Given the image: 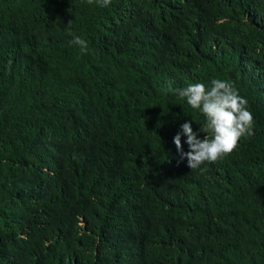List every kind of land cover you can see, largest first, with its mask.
<instances>
[{
	"label": "trees",
	"instance_id": "16d2710c",
	"mask_svg": "<svg viewBox=\"0 0 264 264\" xmlns=\"http://www.w3.org/2000/svg\"><path fill=\"white\" fill-rule=\"evenodd\" d=\"M0 264H264V0H0Z\"/></svg>",
	"mask_w": 264,
	"mask_h": 264
}]
</instances>
